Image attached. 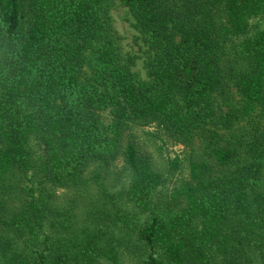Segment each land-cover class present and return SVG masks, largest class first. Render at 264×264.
<instances>
[{"label": "trees", "instance_id": "16d2710c", "mask_svg": "<svg viewBox=\"0 0 264 264\" xmlns=\"http://www.w3.org/2000/svg\"><path fill=\"white\" fill-rule=\"evenodd\" d=\"M113 1L0 0V264H264V0Z\"/></svg>", "mask_w": 264, "mask_h": 264}, {"label": "rangeland", "instance_id": "374dc122", "mask_svg": "<svg viewBox=\"0 0 264 264\" xmlns=\"http://www.w3.org/2000/svg\"><path fill=\"white\" fill-rule=\"evenodd\" d=\"M110 9L112 15V24L116 34L120 36L119 41L123 49L135 56H143L145 54L144 42L142 41L139 32L133 26V19L129 10L119 0L113 1ZM167 148L172 155L175 153H181L183 149L181 146L176 145L171 140L168 142ZM161 155H163V157L166 156L165 153Z\"/></svg>", "mask_w": 264, "mask_h": 264}]
</instances>
